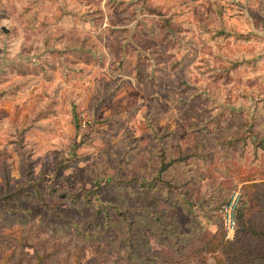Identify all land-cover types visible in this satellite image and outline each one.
I'll list each match as a JSON object with an SVG mask.
<instances>
[{"label": "rangeland", "instance_id": "obj_1", "mask_svg": "<svg viewBox=\"0 0 264 264\" xmlns=\"http://www.w3.org/2000/svg\"><path fill=\"white\" fill-rule=\"evenodd\" d=\"M249 184L264 0H0V264H146Z\"/></svg>", "mask_w": 264, "mask_h": 264}, {"label": "trees", "instance_id": "obj_2", "mask_svg": "<svg viewBox=\"0 0 264 264\" xmlns=\"http://www.w3.org/2000/svg\"><path fill=\"white\" fill-rule=\"evenodd\" d=\"M191 157L179 152V155L169 163H163L157 173V179L163 172L176 163H185ZM250 181V180H246ZM166 183V182H165ZM143 187V186H142ZM168 187L173 188L172 185ZM256 184L243 186V201L236 211V233L232 244L225 241V233L221 220L211 215L209 220L215 226L211 231L207 227L192 228L184 235L185 245L175 243L164 247L153 255L145 258L146 264H208V257L213 256L215 264H264V203L257 198ZM153 189L152 183H147L145 191ZM251 205V208L248 206ZM117 216L127 220L126 212L113 208ZM103 212H106L105 210ZM168 231V229H167ZM35 234L38 233L36 230ZM58 250L45 254L39 263L57 253Z\"/></svg>", "mask_w": 264, "mask_h": 264}, {"label": "built area", "instance_id": "obj_3", "mask_svg": "<svg viewBox=\"0 0 264 264\" xmlns=\"http://www.w3.org/2000/svg\"><path fill=\"white\" fill-rule=\"evenodd\" d=\"M239 204L240 194L234 192L219 211L227 239H232L236 232V211Z\"/></svg>", "mask_w": 264, "mask_h": 264}]
</instances>
